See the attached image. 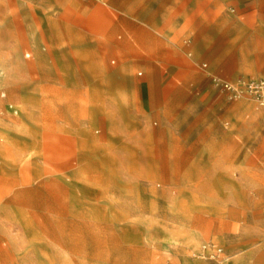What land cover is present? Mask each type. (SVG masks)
<instances>
[{"label": "rangeland", "instance_id": "374dc122", "mask_svg": "<svg viewBox=\"0 0 264 264\" xmlns=\"http://www.w3.org/2000/svg\"><path fill=\"white\" fill-rule=\"evenodd\" d=\"M215 76L264 77V0H0V264H264V105Z\"/></svg>", "mask_w": 264, "mask_h": 264}, {"label": "built area", "instance_id": "2783aa9c", "mask_svg": "<svg viewBox=\"0 0 264 264\" xmlns=\"http://www.w3.org/2000/svg\"><path fill=\"white\" fill-rule=\"evenodd\" d=\"M204 66H207V63H204ZM214 81L223 90L231 93L232 96L237 97L242 93H249L260 104L264 105V77L243 79L232 82L222 77L215 76ZM200 256L212 259H225V250L215 243H206L201 248Z\"/></svg>", "mask_w": 264, "mask_h": 264}, {"label": "crops", "instance_id": "0c3cea01", "mask_svg": "<svg viewBox=\"0 0 264 264\" xmlns=\"http://www.w3.org/2000/svg\"><path fill=\"white\" fill-rule=\"evenodd\" d=\"M137 44H139L142 47V51L135 50V43L133 41H125L120 42L119 46L124 50H130L133 56L137 57H148V56H155L157 54L162 53H170L171 51H174L173 47H175L174 41H136ZM159 45V50H155V46ZM212 58V57H211ZM143 73V71L140 72V74ZM140 115H147V110L144 106H142L139 109ZM144 117V116H143ZM150 124H155L157 121L154 118H150L149 120ZM138 143L140 145L145 144V138H139Z\"/></svg>", "mask_w": 264, "mask_h": 264}]
</instances>
